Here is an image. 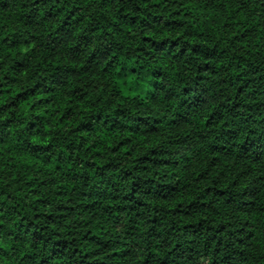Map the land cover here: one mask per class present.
Masks as SVG:
<instances>
[{"label": "clouds", "instance_id": "9594fccd", "mask_svg": "<svg viewBox=\"0 0 264 264\" xmlns=\"http://www.w3.org/2000/svg\"><path fill=\"white\" fill-rule=\"evenodd\" d=\"M0 83V264H264V0H0Z\"/></svg>", "mask_w": 264, "mask_h": 264}, {"label": "trees", "instance_id": "16d2710c", "mask_svg": "<svg viewBox=\"0 0 264 264\" xmlns=\"http://www.w3.org/2000/svg\"><path fill=\"white\" fill-rule=\"evenodd\" d=\"M44 2H48V0H44ZM202 2H205L209 7L213 6V4L215 3V0H202ZM5 8L8 7L7 4H4L3 5ZM52 14L49 13V17H51ZM127 19V18H125ZM32 21L29 20V23H31ZM131 23H136L135 20H132ZM143 25H144V28L145 30H151L153 28V25L154 24H164L165 27L167 28H171V29H175V30H178L180 29L183 25L182 23L180 22H176V23H167L165 22L164 18L163 17H149L148 19L142 21ZM92 41L91 39H86V40H83L81 43L82 44H90ZM5 44L8 43V41H4ZM18 42H14L13 44L9 45V47H15L16 44ZM147 43V41H146ZM58 46V45H57ZM153 47L156 48L157 52H160L162 50H164L166 47H167V42H164V43H154L152 44ZM176 43H173L171 45V47L173 49L176 48ZM185 48H187L188 46L185 44L184 45ZM193 51H195L196 53H201L202 51H205L207 55L209 56H215L216 53L214 52H211L210 50H204L202 49L201 47H196L193 49ZM80 52V48L77 47L75 52L73 53V55H76ZM27 67V65L23 62H20V63H17L16 67H15V71L17 72V74H19L20 71H23L25 68ZM205 70V67L202 65L201 66V71H204ZM208 70L210 71H214L215 70V62L214 61H209L208 62ZM157 76L160 75L159 73L156 74ZM4 81H6L7 83L9 84H15L16 83V80L14 79H11L7 76L3 77ZM62 79H67V76H64L63 78L61 77H57V81H56V84H57V87H62L63 86V83H62ZM4 85L2 83H0V88H2ZM41 87L43 88L44 91H50V89L44 85H41ZM155 87L157 89V91H160L162 89V85L159 84V83H156L155 84ZM81 90L79 89H74L73 90V95H79ZM82 98V97H81ZM155 98V97H154ZM24 99H27V96H23V97H17V100H24ZM43 99H48L47 97H43ZM205 101L203 99L200 100V103H204ZM193 111L196 110L195 107L192 108ZM218 116H220L221 114L220 113H217ZM9 124H12V121H8L7 124H4L2 126V128H0V144L4 143L7 136H8V133L5 132L3 129H7L8 125ZM36 123H29L28 125V128H27V131L28 132H31L34 128H36ZM92 125L89 124L88 125V128L91 129ZM153 131H155V129H153ZM254 154H258V158L259 156H264V144H261V145H258L256 149H254ZM145 188V185L143 184H138L137 185V190H142ZM148 191H152L153 192V195L159 197L161 196L163 193L169 191L168 189H165V188H161L159 191H153L151 188H148ZM137 216L140 217L141 219H145V215H144V210L143 209H138L137 210ZM49 219H52L51 217H49ZM148 223H151L153 224V230H155V227L157 226V223L158 221L156 219H153V220H149ZM29 228H31V225L28 226ZM0 230H2V227H0ZM8 235H11V233H8ZM34 237H35V240L37 243H39L41 240L44 239L43 236H41L38 232L34 234ZM17 239H20L19 236H17ZM85 239H87V237H85ZM64 247V245H59L53 252H52V255L53 256H56L58 254H62V248ZM25 264H32L31 262V258H29V260H27L25 262ZM44 264H47V261L44 262Z\"/></svg>", "mask_w": 264, "mask_h": 264}]
</instances>
